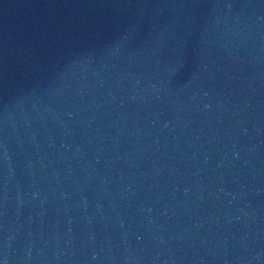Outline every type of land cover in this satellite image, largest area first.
<instances>
[{"label":"water","instance_id":"1","mask_svg":"<svg viewBox=\"0 0 264 264\" xmlns=\"http://www.w3.org/2000/svg\"><path fill=\"white\" fill-rule=\"evenodd\" d=\"M0 264H264V0H0Z\"/></svg>","mask_w":264,"mask_h":264}]
</instances>
